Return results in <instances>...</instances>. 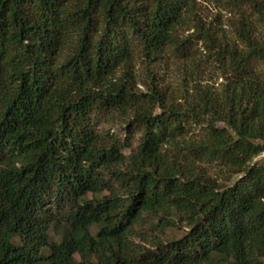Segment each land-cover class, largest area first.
Returning <instances> with one entry per match:
<instances>
[{
    "label": "trees",
    "instance_id": "1",
    "mask_svg": "<svg viewBox=\"0 0 264 264\" xmlns=\"http://www.w3.org/2000/svg\"><path fill=\"white\" fill-rule=\"evenodd\" d=\"M196 2L0 0V264H264V38L250 15L243 47L196 38L224 73L218 93L182 109L138 90L137 55L191 54L179 32ZM242 2L264 24V0ZM102 120L139 132L137 148ZM147 224L189 230L149 240Z\"/></svg>",
    "mask_w": 264,
    "mask_h": 264
},
{
    "label": "rangeland",
    "instance_id": "2",
    "mask_svg": "<svg viewBox=\"0 0 264 264\" xmlns=\"http://www.w3.org/2000/svg\"><path fill=\"white\" fill-rule=\"evenodd\" d=\"M250 15V19L256 25L257 37L264 38V24L259 21L256 14H253L242 0H197L193 12L189 15L188 24L181 28L179 36L181 40L192 39L191 54L187 58L176 54L174 48L169 47L163 54L151 61H147L142 55H137L134 62V71L137 75L138 90L148 92L158 86L163 89L170 100L176 101L182 109H187L190 102L196 99V89H202L211 93H218L224 83V73L215 62L213 57H209L207 42L205 40L196 41L201 37L202 30L210 33L213 38L220 41L223 45L231 48L243 47L239 32L241 28L242 13ZM197 87V88H196ZM204 127L208 126L207 116H202ZM99 131L114 129L120 134L123 142L129 144L126 154L135 150L140 143L141 134L139 132L128 133L123 131L122 124L115 125L111 122L102 120ZM220 128H224L223 123H218ZM205 131L194 125L191 138L201 139ZM264 160V154L255 159L256 162ZM210 175L220 182L224 181L226 173L219 166L207 167ZM147 223L150 219H146ZM149 225L138 228L141 236L149 231ZM188 227L182 225L181 228L170 229L161 234L158 232H148L149 240L154 236H159L164 242L173 239H182L188 232ZM135 236L136 243L151 247V242H144L141 237Z\"/></svg>",
    "mask_w": 264,
    "mask_h": 264
}]
</instances>
